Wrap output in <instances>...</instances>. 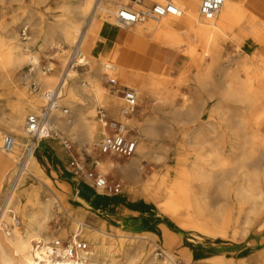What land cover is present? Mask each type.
I'll use <instances>...</instances> for the list:
<instances>
[{"label": "rangeland", "instance_id": "rangeland-1", "mask_svg": "<svg viewBox=\"0 0 264 264\" xmlns=\"http://www.w3.org/2000/svg\"><path fill=\"white\" fill-rule=\"evenodd\" d=\"M239 1L242 2L240 10H245L246 13L248 12V16L254 19L252 26L246 23L228 25L223 30L207 39L201 40L197 44L194 43L192 38H187V42L185 41L181 45L168 48L172 51L169 54V61L163 67H147L144 64V55L139 51L143 45H147V48L149 46L155 47L158 52L162 51L161 46L154 45L155 42L153 40L151 41V39L139 33L138 30L155 23L144 21L145 23L143 22L137 26L119 28L113 25V21L105 22V25H113L119 32L127 35V39L121 43L122 48L115 51L116 53H113L110 48L108 61L104 60V62L111 63L119 57H124L127 70L144 73L138 85L131 84L132 87L138 90L139 95V106L131 115V118H134V122L130 124L125 120H122V122L127 124L130 134L137 143L141 141L147 145L148 152L141 157V162L135 167L139 173L136 183L126 175L129 171H120L121 167L117 166V164L113 165L111 162L108 164L103 163L102 167L98 166V170L107 177L110 184L119 183L121 192L138 189L136 194L154 207V213L151 216L154 218L152 222L156 225L162 223V217L172 220L164 212L166 209L165 205L170 197L176 201V205L181 203L184 205L187 202L185 198L190 195L189 191L198 195L203 205H205L206 211L205 214L197 216L201 219L202 230H197V235L191 238L204 243L208 250L215 251L214 254L217 252L220 255L218 252L224 251V254H221L217 261L213 260L214 254L210 253L209 255L211 256L209 257H212L210 264H264V142L257 141L254 146L252 145L251 133L256 128L250 127L247 131L239 127L237 115L241 104L236 101L226 100L223 97L225 85L232 81L231 77L226 74L233 72L234 66L238 63L248 65L249 72L252 75H256L259 71H264V18L250 9L246 5L245 0ZM187 2L197 10V0H188ZM69 6L71 5L64 3L63 0H0V11H2V15H0V41L7 34L10 24L21 46L29 48V52L26 49L23 50V53L25 51L26 54L24 55L25 64L20 72L21 82L17 78L15 84L10 83L9 87L0 86V132L16 135L9 123L15 103L19 100L16 94L19 93L18 89H27L31 100L34 96H41L44 99L45 88L39 85L41 92L34 91L30 81L26 85L22 80V76L25 75V67L29 63L27 56L33 55L39 62L35 73L41 71L40 66L46 62L48 64L54 62L52 69L58 68L61 72L66 66L67 54L74 45L59 41L56 35L52 36L49 42H46L45 35L40 33L38 28L41 27L45 32L49 31L60 18L58 16L67 13V7ZM14 13H17L16 18H13ZM98 17L101 18V15H98ZM102 21L104 22V19ZM26 22L29 27L28 35L30 40L23 41L20 36V29ZM117 40L115 42L108 40L105 44L113 48L117 44ZM56 42L57 46L55 47L59 49L51 47ZM61 48L66 49L67 52L61 54L63 50ZM208 50H210L209 55L205 53ZM100 55V52L90 50L88 52L89 67L75 69L76 74L80 76L90 75L93 71L99 69L103 76L106 77V74L102 71L103 66L99 63ZM157 55L161 54L158 53ZM204 62L208 63L206 67L202 66ZM119 67L120 65L116 66L118 71ZM242 76H244L243 73ZM34 77L36 80L37 76L35 75ZM144 78L157 84V88L162 95H154L152 96L153 98L147 96L142 91ZM123 81L124 78L119 75H117L116 82H109L104 79V88L106 89L107 87L109 89L108 95L115 96L119 93L122 96V91L126 90V83ZM56 83H58V78L50 89H53ZM80 83L88 84V81L81 79ZM25 104L26 107L31 106L27 100H25ZM60 104L69 110L67 114L61 111L63 118L69 117L71 119L72 116L76 115L67 101H62ZM44 105L39 108V111L43 109ZM192 106L201 110L198 116L187 114L188 109ZM99 107L102 106H95V120L97 121L96 114ZM254 108L261 109L262 104L257 101L254 104ZM177 110L179 111L178 114L176 113ZM112 112L117 113L118 106H115ZM29 114H31V111L27 107L25 121ZM145 125L152 129L151 135H145L141 132V126ZM57 129L61 136L57 140L60 143L59 146L64 147L61 143L64 140H69L72 143L71 155L85 157L87 161L92 158L94 160H102L106 157L99 152L100 135L97 134L88 151H84L78 141L67 136L60 128ZM193 132H196L197 137H191ZM257 132L264 136V121ZM189 138H192L193 142L196 141V144L190 143ZM22 140V146L17 148L18 153L16 157H13L16 163L12 166L1 163L3 170L0 176V206L6 187L8 188L10 184L7 180L12 179L10 177H13L17 169L18 160L22 157L24 146L28 141V139ZM42 143L43 141L41 145ZM41 145L37 149L39 154H42ZM150 147L154 149L153 155H149ZM134 154H136V150ZM218 154H220L221 160L226 158L230 162L226 167L225 177V182L233 189L229 195L222 191L219 186L223 172L216 157ZM71 155L66 161L67 167L71 170L69 174L72 177L87 180L78 174L71 165ZM132 156H110V158L114 160V163L126 165ZM177 157L179 158L178 160ZM169 170V180L163 186L162 177ZM185 170L196 175L192 183H190V190L188 189V191H184V180L188 178ZM171 182L175 183L172 185V189L170 186ZM25 183L27 186L43 192L52 199L54 202L53 206L57 211L48 225L49 230L56 236L53 241L59 239L64 246L67 245L70 242L73 230L77 226L69 216L76 218L85 214V210L80 206L78 199L74 198L76 194L75 187L69 186L68 189L63 180L59 184H53L47 180L40 181L31 175H27ZM92 185L96 190L97 188L93 182ZM97 190L103 191L102 189ZM175 198L179 201L175 200ZM182 204L178 214L188 213ZM229 205H231L233 213L231 216L232 221L229 226L223 229L220 227ZM17 217L19 223L17 228L22 230L21 219L19 215ZM104 219V217L95 218L92 215L88 217L87 224L103 230L97 227L102 226ZM190 222L193 225L194 222ZM108 228L109 231H105L110 234L93 233L91 244L83 237V234L81 235V238L87 243L85 250L90 254L93 251L92 244L95 242L96 235L105 243L104 246L108 244L110 247H115V250L107 253V257L104 255L100 256V259L105 264L111 261L114 264H147L151 260L163 262L167 261V255L170 253L174 254L177 264H195L196 261L200 262L199 258H192L178 251L176 253L171 252L162 241H158L155 244L147 239L137 237L152 232L153 230L149 227L134 229L131 231L132 235L116 232L111 227ZM174 231L178 233L177 226ZM34 244L36 245V243ZM160 249L165 251L164 255L158 254ZM239 255L242 256L239 257Z\"/></svg>", "mask_w": 264, "mask_h": 264}, {"label": "bare ground", "instance_id": "bare-ground-1", "mask_svg": "<svg viewBox=\"0 0 264 264\" xmlns=\"http://www.w3.org/2000/svg\"><path fill=\"white\" fill-rule=\"evenodd\" d=\"M156 1L164 2L165 0ZM187 1L188 0H173V2L176 3L183 11V14L180 17L169 16L159 21H152L155 24H150L138 29L139 33H142L151 39V41L153 40L155 42V44L153 43L154 45L157 44L161 46L162 51L160 50L158 52L159 54L163 55V52L172 46L181 45L187 40V38H192L194 43L197 44L200 43L201 40L207 39L215 33L223 30L228 25L246 23L247 25L252 26L254 23V19L248 16V12L246 13L245 10H240L242 2L239 0H225L224 5L218 14L212 19H206L199 14L198 0L197 10L194 9L191 4H188ZM63 2L71 5L67 7V13L60 14L58 16L60 18L56 21V23H54L49 31L45 32L41 27L38 28V31L45 35L46 42H49L52 36L56 35L59 41H63L68 45L80 44L88 59V52L90 50L100 52L101 55L99 63L102 64V71H104L106 77L103 76L101 70L99 69H96L90 75L80 76L76 74L75 69L77 68L65 66L64 69H62V72L58 68H53L47 74H43L41 71L35 73L37 76L36 82L42 88L49 90L58 78V83H56V85L59 84L62 87L59 102L61 103L62 101H67L76 115L72 116L71 119L69 117L63 118L62 112L57 111L53 117L55 126L63 130L67 136L78 141L84 151H88L89 146L92 145L99 130L101 140L98 144L102 142L103 138L107 134L105 126L99 122V120H95V106L100 105L99 98L101 95L109 93V89L107 87L106 89L104 88L103 80L107 79L109 82H116L117 75L121 76L120 72L116 69V66L120 65L119 62L117 60H114L111 63L107 62L108 57L102 52V31L106 26V21H113L112 14L115 8L121 4H126L128 0H103L97 8L94 5L95 0H63ZM0 15H2V11H0ZM98 15H101V18H99ZM16 17L17 13H14L13 18ZM103 19L104 22L102 21ZM142 23L143 22H139L135 25L137 26ZM26 24L27 22L24 24V26H27ZM113 25L115 24L113 23ZM52 45V48L59 49L58 47H55L57 46V42L53 43ZM25 49L26 51L27 49L29 50V48H24L21 46L15 31L12 30V27L9 24L7 34L0 41V86L9 87L10 83L15 84V80L17 78H19L21 82L20 72L22 71V68L25 64L24 55L26 53L25 51L23 53V50ZM61 49H63L61 54L67 52L66 49ZM205 53H208L209 55L210 50ZM27 57L28 62L35 63L36 65L39 63L35 56L28 55ZM104 60L107 61L104 62ZM53 64L54 62L50 64L51 68ZM207 64V62H204L202 66L206 67ZM123 67H126V65H123ZM249 71L248 65L246 66L238 63L236 66H234V71L228 72L226 74L231 77L232 81L225 85V89L223 88V97L226 100L236 101L241 104L237 115L238 125L247 131L250 127L256 128L254 131L252 130L253 133H251L253 140L252 145L254 146L257 141L264 142V136L257 132L258 128L264 121V71H259L256 75H252ZM242 73L244 76H242ZM81 79L88 81V84H81ZM22 80L27 85L28 79L25 78V76H22ZM125 88L127 89L133 87L126 86ZM135 90L138 94V90ZM142 91L149 97L154 95H162L160 90L157 88V84L148 80L147 78H144L142 83ZM18 92L19 93L16 94L19 97V100L15 103L13 114L9 123L16 134L14 136L16 144L11 150L1 151L3 153H8L12 158L16 157V154L18 153L17 148L22 146V139H28L27 143L29 142L30 135L27 132L24 123L27 107L31 111V114L40 115L42 110L39 111V108L45 104L46 101L44 94L43 97L45 101L41 96H34L31 100L27 89H18ZM63 93L65 94L64 98L62 99ZM119 98L123 102L122 96ZM25 100H27L31 106L26 107ZM257 101L262 104L261 109L254 108V104ZM176 113L178 114L179 111L177 110ZM200 113L201 110L194 106L190 107L187 111V114L191 116H198ZM120 115L121 117L119 120H125L129 124L134 122V118H131V116L124 117L122 111ZM141 127V132L143 134H152V129L147 125ZM191 137H197L196 132L192 133ZM192 138H189V142L196 144V141L193 142L191 140ZM44 139L47 138L43 137L39 139L37 146L27 159L28 173L22 174L17 186L12 191H9V187H6L5 195L2 201L3 204L0 207V264H105L104 261L100 259V256L104 255L107 257V253L115 250V247H110L108 244L104 246L105 243L97 235L95 236L96 238L94 244H92L93 251L91 254L84 249H79L77 253L74 254L71 246H69L61 248L63 253V256L61 257L56 258L50 255L49 249L51 247V243L53 242V238L56 236L50 232L48 225L56 214L57 210H55L53 206L54 202L52 199H50L43 192L34 189L31 186H27L25 183L27 175H31L40 181L47 180L53 184H59L51 171L49 159L45 155L39 154L37 151ZM147 152V145L143 144L141 141H138L135 155L141 158L142 156L146 155ZM216 157L217 160H219V167L223 172L219 185L220 189L229 195L233 189H231V187L225 182V177L227 171L226 167L230 164V162L226 158L221 160L220 154H218ZM97 162L98 166L102 167L103 163L98 159ZM110 162L113 165L117 164V166H120L125 172L136 171L135 167L140 163L138 158L124 166H122L120 163H114L113 161ZM187 172L188 171H186L185 174L188 178L184 180V191H188V189L190 190V183H192L193 178L196 176L190 172L187 174ZM15 175L16 171L13 174V177H10L12 179L7 180V182L11 183ZM169 176L170 170L167 171L165 176L162 177L163 186L164 183L169 180ZM87 181L92 183V181L89 179H87ZM174 184L175 183L171 182V189L173 188L172 185ZM189 193V197L185 198L187 199V202L184 203V205L182 203L181 204L188 211L186 215L187 221L194 222L193 225H191V237H194L197 235V230H202L201 219L197 216H200L203 213L205 214L206 210L204 207L205 205H203L202 201L200 200V197H198V195L195 193H191L190 191ZM176 198L175 200H177ZM180 205H176V201L170 197L165 205V211H168L172 214H178ZM17 215H19V218L21 219L23 227L22 230L17 228L19 226ZM181 216L182 215H180V217ZM231 216V205H229L220 228L224 229L229 226L230 222L232 221ZM69 217L73 222L76 220H85L84 217H80L78 219L72 216ZM183 225L185 228H190L188 223ZM75 230H73V233ZM95 232L110 234L107 231L96 229L88 225H83L81 227V235L83 234V237L89 241L90 244L92 243V237L94 236L93 233ZM118 232L123 233L124 230L120 229ZM144 239L149 240L146 237ZM34 243H36V245ZM219 258L220 255L217 253L213 255L214 261H217ZM167 261L155 262L151 260L147 264H177L174 254L171 253L167 255ZM108 264L114 263L111 261Z\"/></svg>", "mask_w": 264, "mask_h": 264}, {"label": "built area", "instance_id": "built-area-1", "mask_svg": "<svg viewBox=\"0 0 264 264\" xmlns=\"http://www.w3.org/2000/svg\"><path fill=\"white\" fill-rule=\"evenodd\" d=\"M102 1L103 0H95L94 5L96 8ZM198 1L199 14L206 19H212L215 17L225 2V0ZM182 14L183 11L176 3L173 2V0H165L164 2L156 0H128L126 4H121L115 8L112 18L117 27L127 28L132 27L139 22L159 21L169 16L180 17ZM28 34L29 27H21L20 36L23 41L29 40ZM66 66L77 69L89 67L88 57L84 53L80 44H76L70 49L67 54ZM40 67L43 74H47L52 70L50 64L47 62ZM36 69H38V65L29 62L25 67L24 76L28 79V81H30V85L34 91L41 92V88L37 84L34 77ZM61 89L62 87L58 84L53 89L46 90L44 92L46 103L40 115L29 114L27 116L25 127L30 135L29 142L24 147L23 155L18 162L16 175L8 186L9 191L15 189L22 174L28 173L27 159L37 146L39 139L43 137L55 139L61 137L55 126L53 118L57 111H62L65 114L69 112V110L62 106L59 102ZM122 94V114L124 117L131 116L139 106L137 91L133 88H127L122 91ZM96 117L107 130V134L98 146L100 154L118 157H130L134 155L137 147V141L130 134L127 124L123 123L119 119L111 117L108 114V111L103 107L98 108ZM15 144V137L12 134L0 132V150H11ZM62 144L71 151L72 143L69 140H64ZM71 156L72 158L70 163L75 171L86 179L91 180L97 189H102L109 193H118L121 191V185L119 183L114 185L110 184L107 177L98 170L97 160L92 158L90 161H87L85 157H81L79 155L77 157L74 155ZM2 204L3 203H1V206ZM87 222L88 217L83 221L76 220V230L70 237V242L64 246L61 240H54L49 249L50 255L56 258L63 256L61 250L62 247L71 246L74 254H76L79 249L85 250L87 248V243L81 238V227L83 225H88ZM158 254L164 255L165 251L160 249Z\"/></svg>", "mask_w": 264, "mask_h": 264}, {"label": "crops", "instance_id": "crops-1", "mask_svg": "<svg viewBox=\"0 0 264 264\" xmlns=\"http://www.w3.org/2000/svg\"><path fill=\"white\" fill-rule=\"evenodd\" d=\"M245 2L250 9L264 18V0H245ZM126 39L127 35L119 32L118 29H115L113 26L106 25L102 31L101 36V40L103 41L102 52L105 54V56L108 57L109 49L111 48V51H113V53L117 50H120L122 48L121 43H123V41ZM108 40H112L114 42L115 40H117L118 44H115L113 48L109 47L105 44L108 42ZM141 47L142 48H140L139 51L142 55H144V64L147 67H163L165 63L169 61V54L172 50L166 49L163 52V55H157V48H152V46H149L147 48V45H143ZM116 60L120 64L119 72L120 75L124 78L123 82L126 83L125 87H132L131 84L135 86L138 85L141 82L144 73L133 71L130 72L129 70H127V67H123V65H127L124 57H119ZM118 81H120V79H118ZM119 97L121 96L118 93V95L115 96L103 94L99 98L100 106H102L106 110L108 109V114L113 116V118L115 119H119L121 117L120 114L123 102ZM115 106H118L117 113L112 112V109ZM99 131L97 132L98 135H100ZM57 140L58 139L55 138H47L43 140V143L41 145L42 155H45L49 159L51 171L56 177L58 183L63 180L68 189L69 186L75 187L76 194L74 195V198L78 199L80 206L85 210V214L82 215L84 219L85 217H91L92 215H94L95 218L104 217L105 219L102 222V226L97 228H102L104 231H109L108 227H111L114 228L116 232L120 229H123L124 233L127 234H131V231L134 229L149 227L153 230L152 232L137 237L141 239H144L146 237L149 239V241L155 244H157L158 241H162L168 248V250L173 253H176L178 251L179 253L187 254L192 258H199L200 262L196 261L195 264L211 263L210 259L212 257H209L211 256L209 254H214L215 251L208 250V247H206L204 243H200L199 241H197V239L193 240L191 238V222L187 221L186 219L187 213L173 215L167 211H164L172 220L162 217V223L160 225L154 224L152 222L154 218L151 216L154 211V207H152L140 195L136 194L138 193V189H130L128 191H120L118 193H109L104 191L103 193V191L100 192L97 189L95 190L90 181L75 178L74 176L72 177L69 174L71 170L66 165V161L71 155V151L66 147L59 146L60 143ZM150 148L151 149L149 155H153L154 149L153 147ZM105 156L106 157L104 159L100 160L102 163L108 164L110 161H114L110 158V155ZM136 157L141 162L142 158H139V156H136L135 154L132 156L129 162L136 160ZM178 159L179 158L177 157V160ZM1 163L12 166L16 162L12 157L8 155V153L0 152V176L2 175L3 170V165ZM119 170L125 172L122 168ZM191 174H193V172ZM126 175L130 179L135 181L134 183L138 181L139 173L137 171H129L128 173H126ZM180 215L182 216L180 217ZM76 218L78 219L80 217ZM96 221H98V219H96ZM185 223H188L190 228H185L183 225ZM174 226H177L178 233H175ZM223 252L218 253L221 255L224 254ZM241 256L242 255H239V257Z\"/></svg>", "mask_w": 264, "mask_h": 264}]
</instances>
